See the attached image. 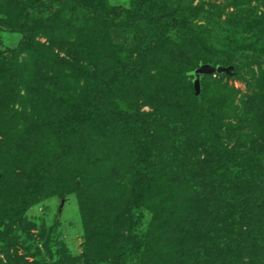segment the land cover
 <instances>
[{"label":"trees","instance_id":"obj_1","mask_svg":"<svg viewBox=\"0 0 264 264\" xmlns=\"http://www.w3.org/2000/svg\"><path fill=\"white\" fill-rule=\"evenodd\" d=\"M237 1L264 9V0ZM15 20L24 38L0 52V78L26 53L48 51L35 41L36 21L90 24L79 39L102 35L97 30L102 29L133 41L125 61L105 41L97 47L95 76L79 95L64 102L32 95L37 107L15 117L30 124L23 141L36 147L34 158L44 159L46 167L23 171L28 189L17 171L0 170L4 196L18 205L40 184L55 185L54 195L76 193L85 258L100 264H264V152L256 151V144L238 150L224 143L228 101L207 95L209 74L199 86L194 74L205 65L234 67L233 75H212L238 78L249 60H263L264 12L241 26L196 8H171L164 0H142L131 8H107L93 0H35L20 6ZM174 34L186 38L180 42L191 52L190 71L180 67L170 46ZM138 100L168 120L161 122L163 129L182 124L185 135L173 150V169L163 166L164 150L174 143L166 131L160 132L159 153L144 152L147 131L133 108ZM253 103L264 108V79ZM14 123L0 122L1 130L13 133ZM206 147L205 159L197 157ZM145 221L147 229L140 231ZM7 232L0 233V241Z\"/></svg>","mask_w":264,"mask_h":264},{"label":"rangeland","instance_id":"obj_2","mask_svg":"<svg viewBox=\"0 0 264 264\" xmlns=\"http://www.w3.org/2000/svg\"><path fill=\"white\" fill-rule=\"evenodd\" d=\"M34 1L0 0V52L14 49L21 43L24 34L15 19L20 6L29 7ZM93 1L107 8L118 6L131 8L142 0ZM164 1L171 8H196L202 15H212L221 22L241 26L252 23L256 14L262 15L264 12L258 3L248 6L241 5L237 0ZM33 24L35 41L41 44V49L45 47L48 51L26 53L20 59L19 65L9 71L8 75L0 78V122L17 123L15 128L18 132L10 133L1 130L0 127V170L17 171L20 181L27 189L30 179L23 171L45 168L46 161L35 160L36 147L23 141V135L30 124L21 116L20 118L15 116L31 112L37 107L35 103L39 104L36 102L38 98H33L32 95L43 97L49 94L59 98L61 102L70 99L74 93L79 95L91 82L90 77L95 76L97 69L93 57L95 49L105 41L110 49L115 51L116 57L125 61L130 58L133 41L131 36L120 31L107 32L102 29H97L102 35L79 39V33L89 30L90 24L62 20L36 21ZM182 39L186 38L172 35L170 46L174 44L173 51H176L180 67L190 71L194 67L191 52H186L187 47L180 42ZM178 64L176 66L179 67ZM194 72L191 71V74ZM191 74L189 76L192 81L194 78ZM263 76L264 59L255 58L245 63L238 78L217 75L204 77L207 95L228 101V108L224 113L227 118H224L222 139L232 149H252V145L256 144L255 150L264 152V108H257L253 103L255 95L262 91ZM133 108L139 109L138 117L144 120L143 124L147 131L144 134L146 141L142 147L144 152L151 155L163 149V137L160 132L164 130L166 131L164 134L173 136L171 138L174 143L171 144V148L167 147L164 150L168 161L165 160L163 166H171L172 169L176 167L177 160L173 159L172 153L175 146H178L177 143L184 139L185 132L180 130L182 124L177 128L172 127L173 124L170 123L169 129H163L160 126L161 122L165 123L168 120L146 106L143 100H138ZM6 149L7 153L2 154ZM207 150V147L201 150L197 157L205 159ZM2 189L0 186L2 208L0 233L8 232L5 241H0V264H100L97 259L85 258L87 246L85 228L76 193L54 195L58 189L55 185L40 184L34 192L29 193L27 202L22 200L16 205L15 199L4 196ZM136 215L133 213L134 218ZM147 221L140 227V231L147 229ZM7 227H10V230H6ZM128 229L129 223L123 228L125 235H128ZM126 247L128 248V242ZM129 262L128 264H132Z\"/></svg>","mask_w":264,"mask_h":264},{"label":"water","instance_id":"obj_3","mask_svg":"<svg viewBox=\"0 0 264 264\" xmlns=\"http://www.w3.org/2000/svg\"><path fill=\"white\" fill-rule=\"evenodd\" d=\"M215 73L220 74V75H222V74L233 75L234 74V67L224 68L222 66H218L217 68H213L210 65L202 66L200 69H198L194 73L196 84L199 86L202 76L207 75V74L212 75ZM62 207H61V210H62Z\"/></svg>","mask_w":264,"mask_h":264}]
</instances>
